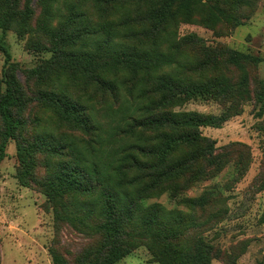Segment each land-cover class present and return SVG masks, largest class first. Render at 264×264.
Listing matches in <instances>:
<instances>
[{
	"label": "trees",
	"instance_id": "16d2710c",
	"mask_svg": "<svg viewBox=\"0 0 264 264\" xmlns=\"http://www.w3.org/2000/svg\"><path fill=\"white\" fill-rule=\"evenodd\" d=\"M252 1L0 0L4 33L29 34L38 9L44 19L59 18L55 25L42 19L48 38L43 49L51 57L24 71L27 84L0 39L5 58L0 164L14 140L19 184L39 188L54 211L53 264H117L140 242L159 264H212L221 257L194 211L146 206L143 200L170 191L192 210L219 201L213 189L196 198L179 197L232 161V145L217 147L202 128L220 127L239 115L249 99L245 93L263 106L264 82L252 91L245 68L261 59L202 45L194 35L178 37L176 28L197 20L215 24L221 16L240 25L242 8ZM222 65L237 66L243 74L238 81L212 75ZM55 72L70 74L74 85L97 86L114 104L100 111L67 88L40 89ZM120 73L128 75L127 82L119 80ZM198 96L220 98L229 106L221 115L176 110ZM33 103L54 111L59 133L29 132L26 111ZM70 229L88 243L71 239Z\"/></svg>",
	"mask_w": 264,
	"mask_h": 264
},
{
	"label": "rangeland",
	"instance_id": "374dc122",
	"mask_svg": "<svg viewBox=\"0 0 264 264\" xmlns=\"http://www.w3.org/2000/svg\"><path fill=\"white\" fill-rule=\"evenodd\" d=\"M88 9L92 8L88 6ZM241 14L240 25L221 16L211 25L203 24L200 20L182 23L176 28V35H194L202 45H222L259 57V64L248 63L245 66L249 87L254 91L260 89L264 82V0H253L249 5H244ZM42 17V10L38 9L31 24L33 30L25 36L18 35L16 30L5 33L0 30V39L9 47L13 62L20 68L19 78L25 84L27 79L24 71L43 64L51 57V53L43 49L48 38L41 29ZM44 21H51L55 25L59 18L56 14L51 18L45 17ZM4 63V55L0 52V77ZM228 67L222 65L212 75L238 81L242 71L237 66ZM118 78L128 81L125 73H120ZM72 80L70 74L55 72L51 82L40 84V89L58 91L67 88L72 97H81L83 103L95 106L100 111L114 104L110 95H104L97 86L84 88L80 84L74 85ZM32 87L27 85L29 90ZM4 88L2 85V91ZM245 96L249 99L239 106V115L220 127L202 128L203 135L215 140L217 147L232 145V161L222 173L199 182L179 197L196 198L213 189L219 198L215 207H197L192 210L181 204L179 199H174L170 191L143 200L146 206L160 203L169 210L194 211L204 223V234L222 251L221 257L214 259L212 264H264V100L261 106L256 103L252 93H245ZM228 106L229 103L225 104L220 98L198 96L176 110L221 115ZM26 118L30 133L51 131L56 134L60 131L58 117L42 103H33L26 111ZM81 138L83 136L78 135V139ZM239 161L242 164H238ZM19 165L16 142L11 140L7 157L0 164V264H53L49 248L55 237L54 211L39 188H26L19 184L16 178ZM71 232V239L88 243L83 234ZM117 264L159 263L154 261L147 245L140 242L129 256Z\"/></svg>",
	"mask_w": 264,
	"mask_h": 264
}]
</instances>
